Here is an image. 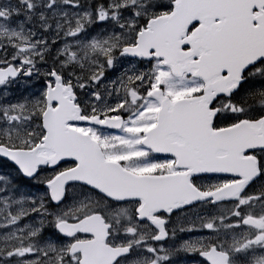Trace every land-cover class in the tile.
I'll return each mask as SVG.
<instances>
[{"label": "snow or ice", "instance_id": "snow-or-ice-1", "mask_svg": "<svg viewBox=\"0 0 264 264\" xmlns=\"http://www.w3.org/2000/svg\"><path fill=\"white\" fill-rule=\"evenodd\" d=\"M0 264H264V0H0Z\"/></svg>", "mask_w": 264, "mask_h": 264}]
</instances>
